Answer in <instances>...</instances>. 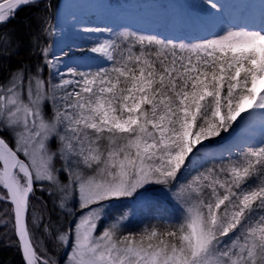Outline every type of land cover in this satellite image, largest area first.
<instances>
[{
    "label": "snow or ice",
    "instance_id": "6c2138e0",
    "mask_svg": "<svg viewBox=\"0 0 264 264\" xmlns=\"http://www.w3.org/2000/svg\"><path fill=\"white\" fill-rule=\"evenodd\" d=\"M82 7L0 0V243L21 264H264V0Z\"/></svg>",
    "mask_w": 264,
    "mask_h": 264
},
{
    "label": "bare ground",
    "instance_id": "6f19581e",
    "mask_svg": "<svg viewBox=\"0 0 264 264\" xmlns=\"http://www.w3.org/2000/svg\"><path fill=\"white\" fill-rule=\"evenodd\" d=\"M61 2L62 3H69L70 2V3L85 5V7H82V8H79L76 10L79 12V14L81 16H83L85 18H95V19L101 20V21H109L111 19L109 14L106 13V11H104V9L87 7V5L104 3L102 1L100 2L99 0H61ZM125 3L160 6V5H164V4L169 3V0H128ZM125 3H123V4H125ZM133 11H135V10H133ZM141 11L146 18H154L156 15L163 12L164 9L161 7H153V8L142 9ZM153 13H154V15H152Z\"/></svg>",
    "mask_w": 264,
    "mask_h": 264
},
{
    "label": "trees",
    "instance_id": "16d2710c",
    "mask_svg": "<svg viewBox=\"0 0 264 264\" xmlns=\"http://www.w3.org/2000/svg\"><path fill=\"white\" fill-rule=\"evenodd\" d=\"M28 12V9L20 11L17 16V21L23 19ZM37 195L40 196L41 194L37 192ZM43 199H47V193L43 194ZM0 232H2V230H0ZM0 264H21L19 253L15 250V248L8 247L4 243H0Z\"/></svg>",
    "mask_w": 264,
    "mask_h": 264
},
{
    "label": "rangeland",
    "instance_id": "374dc122",
    "mask_svg": "<svg viewBox=\"0 0 264 264\" xmlns=\"http://www.w3.org/2000/svg\"><path fill=\"white\" fill-rule=\"evenodd\" d=\"M99 1L100 2L102 1L104 3H117V2H119V3L123 4V3L127 2L128 0H99ZM104 11H106V13H108L107 9H104ZM152 15H154V13Z\"/></svg>",
    "mask_w": 264,
    "mask_h": 264
}]
</instances>
